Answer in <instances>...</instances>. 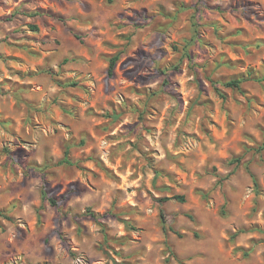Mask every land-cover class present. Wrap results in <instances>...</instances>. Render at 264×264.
<instances>
[{
	"label": "rangeland",
	"instance_id": "obj_1",
	"mask_svg": "<svg viewBox=\"0 0 264 264\" xmlns=\"http://www.w3.org/2000/svg\"><path fill=\"white\" fill-rule=\"evenodd\" d=\"M263 145L264 0H0V264H264Z\"/></svg>",
	"mask_w": 264,
	"mask_h": 264
},
{
	"label": "trees",
	"instance_id": "obj_2",
	"mask_svg": "<svg viewBox=\"0 0 264 264\" xmlns=\"http://www.w3.org/2000/svg\"><path fill=\"white\" fill-rule=\"evenodd\" d=\"M118 60V56H114L111 61H110V65H109V70H108V73L109 75H113L114 73V68H115V65H116V62ZM245 81L244 78H235V79H232L230 80L227 85L228 86H233L235 88H241V84ZM112 116H114L115 118H118V114L117 113H114ZM259 150H264V145L262 147H260ZM237 162H240L241 159H236ZM60 163H67V164H72V161H71V158L69 157V151H66V154L64 156V158L60 161ZM248 170L252 176V179L254 181V184L257 188V190H259V183H258V179H257V176L251 171L250 167L248 166ZM47 194L45 193L44 194V197L46 198ZM177 198H179L180 200H184L185 197L184 196H177ZM53 203H54V200L50 199ZM243 230H239L238 232H236L235 234H233V236H237L240 232H242Z\"/></svg>",
	"mask_w": 264,
	"mask_h": 264
}]
</instances>
